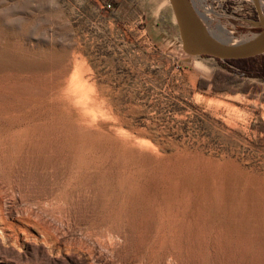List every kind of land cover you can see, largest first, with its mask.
Wrapping results in <instances>:
<instances>
[{"label": "rangeland", "instance_id": "obj_1", "mask_svg": "<svg viewBox=\"0 0 264 264\" xmlns=\"http://www.w3.org/2000/svg\"><path fill=\"white\" fill-rule=\"evenodd\" d=\"M192 2L229 30L204 33L220 44L264 29V0H206L211 21ZM135 4L0 0L7 170L106 241L119 230L116 264H264V81L186 52L174 15Z\"/></svg>", "mask_w": 264, "mask_h": 264}, {"label": "bare ground", "instance_id": "obj_2", "mask_svg": "<svg viewBox=\"0 0 264 264\" xmlns=\"http://www.w3.org/2000/svg\"><path fill=\"white\" fill-rule=\"evenodd\" d=\"M200 1L203 3L206 0ZM202 6V15L211 21L213 9L206 3ZM217 27V31L210 32L203 25V34L207 35L208 32L218 37L230 36L225 26L218 24ZM205 38L212 43H219L210 36ZM3 131H7V128H0V134ZM26 131V126L19 125L12 135ZM19 151L14 150L16 153ZM8 152L6 146L0 148V258L8 264H116L113 255L120 243L117 239L121 236L120 231L107 228L110 239L106 241L100 228L76 222L73 214L61 207L63 199L60 190H52L47 194L25 193L18 180L11 177L7 170L5 155ZM70 171L63 183L70 181L75 174H83L79 166ZM17 193L19 197L14 200L18 201L13 208L11 200ZM103 249H107L111 255L105 254ZM34 253H38L40 258L29 261V255ZM136 261L133 258L122 264H135Z\"/></svg>", "mask_w": 264, "mask_h": 264}, {"label": "water", "instance_id": "obj_3", "mask_svg": "<svg viewBox=\"0 0 264 264\" xmlns=\"http://www.w3.org/2000/svg\"><path fill=\"white\" fill-rule=\"evenodd\" d=\"M179 27L183 49L193 55L219 59H241L264 53V29L253 40L238 44L208 41L203 34V21L192 0H170Z\"/></svg>", "mask_w": 264, "mask_h": 264}, {"label": "trees", "instance_id": "obj_4", "mask_svg": "<svg viewBox=\"0 0 264 264\" xmlns=\"http://www.w3.org/2000/svg\"><path fill=\"white\" fill-rule=\"evenodd\" d=\"M253 58L254 57L227 60L237 65V67L239 68V74L241 76H255L261 78L264 81V62L261 67H258L254 64H250ZM251 70L253 71L250 72ZM245 72H247L248 74H246ZM244 92H247V89H245Z\"/></svg>", "mask_w": 264, "mask_h": 264}, {"label": "crops", "instance_id": "obj_5", "mask_svg": "<svg viewBox=\"0 0 264 264\" xmlns=\"http://www.w3.org/2000/svg\"><path fill=\"white\" fill-rule=\"evenodd\" d=\"M125 1L126 2L131 1V5L136 3L135 6L137 7L141 6L145 9H148L151 13L157 12L161 10L162 8H164V10L169 11V13L171 14V17L172 15L175 16L170 0H125ZM147 13L149 12L147 11Z\"/></svg>", "mask_w": 264, "mask_h": 264}, {"label": "built area", "instance_id": "obj_6", "mask_svg": "<svg viewBox=\"0 0 264 264\" xmlns=\"http://www.w3.org/2000/svg\"><path fill=\"white\" fill-rule=\"evenodd\" d=\"M107 7H109V8H110V7H111V3H108V4H107ZM199 15H200V14H199ZM200 17H201V16H200Z\"/></svg>", "mask_w": 264, "mask_h": 264}]
</instances>
